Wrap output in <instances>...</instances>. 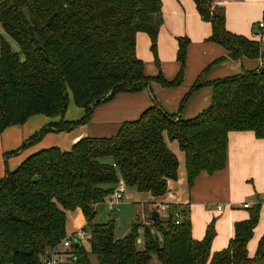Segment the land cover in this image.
<instances>
[{
    "label": "trees",
    "instance_id": "1",
    "mask_svg": "<svg viewBox=\"0 0 264 264\" xmlns=\"http://www.w3.org/2000/svg\"><path fill=\"white\" fill-rule=\"evenodd\" d=\"M201 19L211 26L207 42L223 47L227 58L264 60L261 39L229 33L224 13L213 0H192ZM160 0H0V26L18 50L0 37V134L21 126L33 116L59 118L41 129L22 147L39 142L46 133L69 132L89 122L94 109L120 92H138L152 84L171 88L181 84L187 39L178 40L180 70L168 81L161 73L146 77L136 57L138 33L150 39L156 55ZM264 22V18H263ZM196 82L188 94L198 89ZM211 103L191 119L176 118L153 102L141 116L121 124L108 138H83L69 151L56 147L26 158L0 180V264H41L46 254L67 238L66 214L79 210L86 221L90 251L72 245L75 264H264V234L253 257L247 244L259 220V208L233 227L226 249L211 253L214 229L202 241L191 235L185 211L175 224L166 219L136 220L122 239L115 238L113 220L96 221L98 205L122 180L137 195H148L149 205L176 182L179 162L168 143L184 156L187 188L201 173L225 168L228 135L252 132L264 140V63L210 83ZM72 99L83 109L77 122L63 117ZM111 159V163L102 160ZM36 178V181H33ZM156 210V209H155ZM143 230V249L137 248Z\"/></svg>",
    "mask_w": 264,
    "mask_h": 264
},
{
    "label": "crops",
    "instance_id": "2",
    "mask_svg": "<svg viewBox=\"0 0 264 264\" xmlns=\"http://www.w3.org/2000/svg\"><path fill=\"white\" fill-rule=\"evenodd\" d=\"M160 1L156 55L150 51V39L144 33L136 35L135 54L144 65L146 77H156L161 73L166 80L171 81L180 70L177 61L178 40L187 39L189 45L181 84L171 88L152 84L138 92L117 93L94 109L87 124L65 133L50 131L36 144L14 154L15 157L7 158V154L19 150L30 137L41 129L56 124L60 119L38 115L29 118L21 126L5 129L0 134V180L7 172L17 169L26 158L41 150L56 147L66 152L83 138L114 136L122 123L138 119L154 101L169 115L191 119L210 105V83L243 71L258 69L264 63V60L246 58L232 61L227 58L223 47L207 42L211 35V26L201 19L192 0ZM213 5L223 11L225 28L229 33L248 39L257 38V25L264 18V0H213ZM197 81L201 86L185 98ZM83 116V109L73 103L68 106L63 120L72 123ZM178 162V181L170 183L167 195L157 200V203L168 206L162 218H168L175 210L185 211L195 241H202L211 225L215 234L210 251L216 253L228 246L233 237L234 224L246 221L250 210L258 207L259 220L253 237L247 244L248 256L253 257L264 234V140L255 138L252 132L229 133L225 168L211 175L199 174L191 189L187 188L185 169L180 174L179 159ZM181 188L187 189L185 195L178 194ZM128 190L133 189H126L124 199L130 198L127 195ZM138 197L136 194L137 201L134 204L140 212L138 207L142 203L138 202ZM243 204H249L250 208H242ZM102 205L103 203L96 208V221H99L98 210ZM68 219L74 221L73 233L70 232L72 235L86 227V221L79 210L67 212L66 226ZM88 248L84 249L88 251Z\"/></svg>",
    "mask_w": 264,
    "mask_h": 264
},
{
    "label": "rangeland",
    "instance_id": "3",
    "mask_svg": "<svg viewBox=\"0 0 264 264\" xmlns=\"http://www.w3.org/2000/svg\"><path fill=\"white\" fill-rule=\"evenodd\" d=\"M0 37H3L4 39L8 40V42L11 44L12 48L14 51L18 50V47L16 45V43L11 40L9 37H7L5 35V33L3 32L1 26H0ZM255 37V36H253ZM69 105H73L72 100L69 101ZM44 117V116H43ZM38 133V132H37ZM65 133V132H63ZM47 134V133H46ZM24 144V143H23ZM22 146V145H21ZM20 146V147H21ZM169 148L172 150V152L174 154L177 155L178 159L180 160V174L183 173L184 171V156L183 154H181L178 149H177V144L174 143H168ZM10 152V151H9ZM13 152V151H12ZM10 152V153H12ZM10 153L7 154V158L8 157H15L13 155H11ZM104 163L110 164L111 163V159L107 158L102 160ZM178 181V180H177ZM172 183V182H171ZM182 189V188H181ZM186 190L185 188H183L182 190H180L178 192L179 195H185L186 194ZM128 197H125V199L123 200L122 204H120V206L112 211L108 210L107 207L105 206V204L103 203V205L99 208L98 210V215H99V221L100 223H105L108 220H113L114 224H115V238L117 240H120L122 238H124L128 232H130L131 226L132 224L136 221V220H141V215L143 214L146 218L147 221V225L149 224V220H150V213L152 211L157 212V210H155V208L153 206L149 205V201L153 200L152 198H150L148 195H139L138 197V202L142 203L141 206L138 207V210L140 212H138L135 208V202L137 201L136 199V193L134 192V190H128L127 192ZM145 205V206H144ZM161 205V204H160ZM159 214V218L163 219V212H158ZM74 221L72 219H68L67 222V226H66V235L67 237H70L72 234H70V232L73 233L74 230ZM143 230L139 231V238L137 241V248L142 250L143 249ZM76 233V232H75ZM88 238L84 239L81 241V244L84 245V248L87 249L88 248V244H87ZM60 250V256H59V261L60 264H75L72 260V252L73 249L72 247L69 248H63L62 246L59 247ZM90 249L88 248L89 252ZM90 259L92 261L93 264H96V258L94 256H90ZM149 264H158L156 258L153 256L150 263Z\"/></svg>",
    "mask_w": 264,
    "mask_h": 264
},
{
    "label": "built area",
    "instance_id": "4",
    "mask_svg": "<svg viewBox=\"0 0 264 264\" xmlns=\"http://www.w3.org/2000/svg\"><path fill=\"white\" fill-rule=\"evenodd\" d=\"M257 29L259 32L257 33L256 37L257 39H261L263 36V32H264V22L258 23ZM126 189L127 187L125 186L124 182L122 180H119V182L115 185L112 193L108 195L107 197H105L103 201V203L105 204L108 210L112 211L122 203ZM242 208L248 209L250 208V205L243 204ZM155 209L157 210V212L159 211L164 212L168 209V206L165 204H161V205L157 204L155 206ZM171 216L175 224L178 225L181 220L180 212L178 210H175L173 211ZM141 219L142 220L144 219V220L143 221L139 220V221H141L143 225H147L146 218L143 214L141 215ZM86 238H89V235L84 230H79L74 235L64 239L59 246H56L53 250L49 251L46 254V256L42 259L41 264H60L59 256L61 253H60L59 247L62 246L63 248L66 249V248L72 247L75 241L81 242L82 240Z\"/></svg>",
    "mask_w": 264,
    "mask_h": 264
},
{
    "label": "water",
    "instance_id": "5",
    "mask_svg": "<svg viewBox=\"0 0 264 264\" xmlns=\"http://www.w3.org/2000/svg\"><path fill=\"white\" fill-rule=\"evenodd\" d=\"M33 181H36V178H35ZM158 217H159V215H158L155 211H152V212L150 213V220H151V221H154V220L157 219ZM74 245H75V247H78L80 244H79L77 241H75V242H74Z\"/></svg>",
    "mask_w": 264,
    "mask_h": 264
}]
</instances>
